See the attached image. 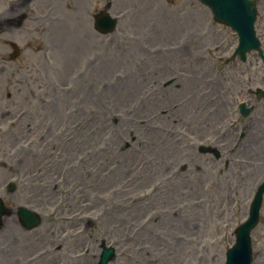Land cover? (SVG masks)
Wrapping results in <instances>:
<instances>
[{"label":"rangeland","instance_id":"obj_1","mask_svg":"<svg viewBox=\"0 0 264 264\" xmlns=\"http://www.w3.org/2000/svg\"><path fill=\"white\" fill-rule=\"evenodd\" d=\"M115 1L113 9L126 4L137 21H152L171 14L173 22L178 23L184 18L182 12L191 10L198 11L200 16L204 14L209 20V12L197 0ZM256 8L255 23H264V0ZM143 13H146L145 19ZM133 24L137 31L143 30V23ZM121 41L119 31L104 36L105 61L113 62L119 43H127ZM173 58L178 56L167 57L169 61ZM152 63L146 61L148 66ZM115 66L106 67L101 74H90L89 68L82 75L55 77L58 81L68 78L67 86L78 91V95L85 94L89 106L84 108L83 123H59L64 138L57 131L49 140L48 147L63 143L68 159L67 176L62 187L41 200L40 205L53 209L48 202L65 195H71L67 197V205L72 209L81 208L82 198L90 205L101 202L100 211L109 214L107 217L116 229L123 231L127 241L126 246L117 250L112 264H223L224 251L232 242L228 232L244 217L253 188L243 186L242 181L246 183L247 178L242 179L239 169H225L221 164L213 166L210 156H200L192 147L195 136L188 137V114L205 102L197 90L203 91L206 86L200 78V70L194 73L186 69L187 74L181 75L172 72L176 71L173 66L170 72L162 73L166 74L164 78L173 76L174 80L155 93L160 91L169 101L161 114L173 105L174 95H180L179 100L184 97V102L172 110L182 124L170 135L166 117L159 114L161 108L157 109L159 113L150 112L154 98L149 110L146 107L149 102H143L147 99L146 92L138 83H145V77L140 73L111 71ZM137 79L139 82L134 85ZM122 83L126 86H121ZM140 95L144 96L143 100ZM149 114L156 117L146 124L144 119ZM169 138H179L181 142L166 146ZM15 140L19 146L20 142ZM47 140H38L41 147ZM182 163H186L187 168L180 171ZM73 169L76 177L71 179ZM261 217L252 231L256 251L252 264H264V202ZM227 223L229 226L225 227ZM98 225L97 231L103 229L99 221ZM57 227L58 232L69 233L67 224ZM131 237L136 238V243Z\"/></svg>","mask_w":264,"mask_h":264},{"label":"water","instance_id":"obj_2","mask_svg":"<svg viewBox=\"0 0 264 264\" xmlns=\"http://www.w3.org/2000/svg\"><path fill=\"white\" fill-rule=\"evenodd\" d=\"M216 3H219L220 4V8L218 10L222 11L223 14H227L229 15V12H228V7H229V0H215ZM239 2L245 7V8H248L249 7V4H250V1H247V0H239ZM249 2V3H248ZM239 3V4H240ZM240 4V6H241ZM242 7V6H241ZM249 9V8H248ZM247 15H248V18H247V23H245L246 21V15L244 12H242L241 16L235 18V21L233 24V26H235L236 29H238L239 31L243 32L244 33V30L246 31H249V33L251 34V23H252V20L254 19V11L252 10L251 13H248L247 12Z\"/></svg>","mask_w":264,"mask_h":264},{"label":"flooded vegetation","instance_id":"obj_3","mask_svg":"<svg viewBox=\"0 0 264 264\" xmlns=\"http://www.w3.org/2000/svg\"><path fill=\"white\" fill-rule=\"evenodd\" d=\"M11 1H19V0H0V12L2 11V9L4 8V6L8 3V2H11ZM29 2V1H28ZM20 6V3H13L10 7H6L5 10H11V11H15L17 10V8H19ZM2 14L0 13V16Z\"/></svg>","mask_w":264,"mask_h":264}]
</instances>
